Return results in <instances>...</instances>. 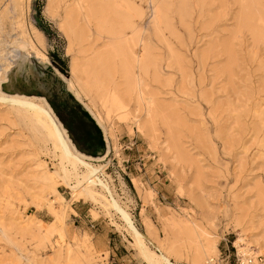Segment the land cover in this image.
I'll use <instances>...</instances> for the list:
<instances>
[{"label": "rangeland", "instance_id": "374dc122", "mask_svg": "<svg viewBox=\"0 0 264 264\" xmlns=\"http://www.w3.org/2000/svg\"><path fill=\"white\" fill-rule=\"evenodd\" d=\"M103 1L0 0L3 44L27 42L2 91L61 120L53 104H88L107 146L88 156L69 132L93 159L64 175L0 99V264H150L113 203L173 264H232L241 236L264 262V0Z\"/></svg>", "mask_w": 264, "mask_h": 264}, {"label": "bare ground", "instance_id": "6f19581e", "mask_svg": "<svg viewBox=\"0 0 264 264\" xmlns=\"http://www.w3.org/2000/svg\"><path fill=\"white\" fill-rule=\"evenodd\" d=\"M108 3L104 2L103 0H97L95 7L93 6L94 10L96 8H98V10H101V12H103V13H105L106 11H109L110 8H109ZM110 26H112L111 29H113V31L115 33H118L119 31H121L119 29H116V26L114 24L112 25V23ZM120 42H121V40H120ZM125 42H127V41L125 40ZM20 43H23V44H20ZM118 43H115V44L117 45ZM26 44H27L26 41H21V40L17 41V40L13 39L12 42L11 41L7 42V44L4 45L2 39H0V64L4 62L3 67L0 66V73L2 72L0 74V97H1L0 99L11 104L12 107L16 111L21 113L25 117L24 122H26V124L32 129V131L35 132V134L40 133L41 135L44 134L46 136L45 139L46 140L48 139V141L50 142L51 147L53 148L54 152L57 154V157L59 158L60 165H61L63 171L66 173L65 174L63 172L64 175H67V173L72 171V170H73V172H74V170H78L77 168L79 167V165H86L85 159L92 160L93 158H89V157L85 156L84 154L80 153L79 151H77L75 149V146L72 143V141H71V139L67 133V130L63 127L62 123L58 120L57 116L53 112L52 107L49 105L48 101H46V99L44 97L21 95L19 93L18 94L17 93L16 94H8V93H5L2 91L3 82L5 83V81H7L8 74H9L10 70L12 69L13 63H14L13 58H12V56L8 50H11L12 52H14V53H12V55L14 54L17 57L19 55V53H23L22 50L25 49ZM118 46L120 48V51L125 53L124 48L126 47V44L122 42V43H119ZM36 57L40 58L41 55L37 54ZM43 57L46 58V56H44V55H43ZM129 60L127 61V59H126L124 61V66L126 68L127 75L130 77V79H133L132 77L134 76V73L132 71V68H131L132 66H131ZM73 63H74L73 64V71L75 72V70L77 68V64L75 62H73ZM129 77H128V80H129ZM72 83H73L72 81L69 82V86L71 88L73 86ZM74 92L76 94V97H78V99L82 100L80 92L77 90H75ZM86 106L88 107L87 109H89V111H91V113H93V115L96 116V117L95 116H93V117L97 118L96 119L97 122H99V124L102 125L103 118L101 116H99L97 113H95L93 111V109L91 108V106H89L88 104H86ZM75 173H77V172H75ZM89 191H92V190H89ZM92 194H94V193H92ZM113 204L117 207V209L122 211L123 216L126 218V221L129 222V225L132 228L130 226L129 227L135 232L134 236H136V241H137L136 243L139 246L140 251L144 255L145 259L146 260L148 259L147 260L148 263L150 261V264H165V263L173 264L163 254H159V253L155 252L145 241V239L146 238L149 239V237H147L146 235L144 236L142 234V232H140L132 224L128 213L124 209H122L119 205H117L115 203H113ZM238 241L242 242L241 243L242 247H239V249H238L240 252H243L244 254L252 255L254 260L256 261V264H264V262L262 261L263 260L262 255L257 254L256 251L254 249H252V247L249 246L250 244H251V246L252 245L255 246L258 244H260L262 246V243H259L261 241H259L257 238L253 239V237H249L248 240H246V237H244V236H241L238 239ZM263 246H264V244H263ZM209 250L210 249H208V252H211ZM263 254H264V250H263ZM196 255H197V253H196ZM211 258H215V259L220 261L221 254H220V258L215 257V256H211V257L209 256L207 258L205 264H207V262Z\"/></svg>", "mask_w": 264, "mask_h": 264}, {"label": "crops", "instance_id": "0c3cea01", "mask_svg": "<svg viewBox=\"0 0 264 264\" xmlns=\"http://www.w3.org/2000/svg\"><path fill=\"white\" fill-rule=\"evenodd\" d=\"M75 98L79 102H81L77 97H75ZM84 107L87 109V107L85 105H84ZM68 109H69V111H71L68 118L63 117V115L61 116V113H60V110L58 107H57L56 111L58 112V114L60 115L62 120L59 118V116L57 114L56 115L59 118V120L61 121V123L63 124V126L66 128L69 137L71 138V136L69 134V132H70L71 135L74 136L78 140V142L82 139H83L82 142H84V143H85V141L88 142V140H90V139H93V141L95 142V144H94V146H92V148L84 145V143H82V146L80 145L82 149H85V151L89 150L90 152H93V154H91L89 152L84 153L85 151L83 152V150H79V151H81L82 153H84L88 156H91V157H99V156L104 155L106 153L107 146L105 143L102 142V138L100 136V133L98 132L96 126H94L90 117L84 113L83 109L78 104L73 105V107H72V105L71 106L69 105ZM87 110L89 111V109H87ZM90 114H91V112H90ZM93 118L95 120V123L100 128H102L101 125L99 124V122H97V120L95 119V117H93ZM71 140H72V138H71ZM72 142L74 143L73 140H72ZM74 145L76 146L75 143H74ZM76 148L78 149L77 146H76ZM78 214H80V212H78ZM112 250H114V247H112ZM117 259L120 260V258H117Z\"/></svg>", "mask_w": 264, "mask_h": 264}, {"label": "built area", "instance_id": "2783aa9c", "mask_svg": "<svg viewBox=\"0 0 264 264\" xmlns=\"http://www.w3.org/2000/svg\"><path fill=\"white\" fill-rule=\"evenodd\" d=\"M232 244L235 248V251L233 252L232 264H256V261L254 260L252 255L244 254L243 252H240L237 246L235 245V243L233 242ZM230 256H231V252L226 253V256H223L221 252L220 261L215 258H211L209 259L207 264H230Z\"/></svg>", "mask_w": 264, "mask_h": 264}, {"label": "trees", "instance_id": "16d2710c", "mask_svg": "<svg viewBox=\"0 0 264 264\" xmlns=\"http://www.w3.org/2000/svg\"><path fill=\"white\" fill-rule=\"evenodd\" d=\"M53 106H54L55 109L57 110V106L54 105V104H53ZM83 111H84V113H85L87 116L90 117V119L92 120L94 126H96L98 132L100 133V136H101V138H102V142L105 143L104 140H103V135H102V131H101L100 127H98V125L95 123V120L91 117V115H89V113H87V111H85V110H83ZM73 139H74V141L76 142L78 148L81 149V150H83V151H85V149H82V148H81L80 143L78 142V140H77L74 136H73ZM85 152H89V153L93 154V152H90L89 150H88V151H85Z\"/></svg>", "mask_w": 264, "mask_h": 264}]
</instances>
